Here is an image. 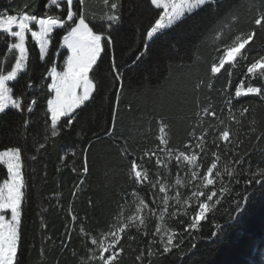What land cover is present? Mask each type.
Here are the masks:
<instances>
[{
	"label": "snow or ice",
	"instance_id": "snow-or-ice-1",
	"mask_svg": "<svg viewBox=\"0 0 264 264\" xmlns=\"http://www.w3.org/2000/svg\"><path fill=\"white\" fill-rule=\"evenodd\" d=\"M102 2L100 15L94 12L90 15L88 0H45L41 15H37L30 4H25L21 14L8 15L6 21L0 20V29L6 34L3 36L4 47L0 49V55L11 53L14 57L10 67L0 65V115H6L9 106L16 110L20 116L19 127L26 133L33 128L32 114L36 107H41L44 113L43 127L37 128L32 148L25 141L23 147L17 143L0 150V166L6 169V178L0 183V264H20L18 255L23 236L26 198L24 168L27 160L37 161L42 154L55 147L59 140L64 139L65 135H69L88 105L96 99V94L101 89L108 88L110 83L115 85L112 89L114 99L110 107V121L103 129V135H116L124 88L122 64L116 53H130L129 59L135 57L133 63L139 62L143 53L139 47L133 51L134 41L121 34L122 0L119 3L116 0ZM216 2L217 0H143L145 14L150 17L140 31V43L144 51H147L150 42L159 38L160 33L180 29L188 19ZM254 11L246 28L233 34L228 41L217 34L223 46L216 48V55L205 74L195 77L192 84L196 109L192 118L196 123L187 131V139L181 146H171V122L160 114H154L152 125L148 133H145L146 137L151 135L154 140L151 141V146L141 148L140 156L137 157L134 151L130 152L132 145L127 139L123 140L119 155L128 161L124 167L126 180L134 186L131 192L134 198L132 205L125 208L127 199L123 204H118L112 220L98 235L84 226L79 214L69 205L67 216L71 218L72 229L65 226L64 236L67 240H61L60 247L67 250L72 241V232L76 224L80 223V234L88 249L80 264H122L124 255L139 238H143L146 247L135 249L136 264H156L159 258L177 253L182 261L185 256L184 237L192 236L195 239L194 233L200 230L201 222L207 219V214L217 209L225 199L231 198L233 183L239 185L244 182L246 186L264 184V167L258 166L253 170L247 161L250 151L245 148L246 142L251 144L253 138L255 147L264 142V131L257 134L256 121L251 118L254 107H236L241 98L248 96L255 97L264 104V50L255 48L257 38L264 34V0L254 6ZM233 19L239 24V17L233 16ZM29 33L30 40L26 38ZM57 38L60 40L59 47L52 53L49 61V53L52 52L50 43L56 44ZM33 44L38 47V61L45 65L46 70L39 80L29 76L22 83L23 74L29 70ZM61 49H66L67 52L62 65L59 63ZM105 65L107 75L103 74ZM237 67L240 68L239 82L233 85L232 77L236 75L233 69ZM225 74L227 83L217 89L216 84ZM9 82H12V86ZM17 85L18 91H14ZM205 88L215 92L220 98L219 105L222 106L219 114L218 105L210 103L207 97L201 99L198 95ZM131 110L129 104V111ZM206 120L208 123L204 126ZM241 129H246V132L239 134ZM92 135L97 140L100 138L95 132ZM86 143V147L80 146L81 160L73 161L71 165V172L79 177V183L74 185L71 192L74 198L83 188L85 178L91 170L88 154L93 141L86 139ZM77 145L76 141L64 144L63 154L59 159L66 167L67 150H71L75 156ZM246 163L248 167H245ZM173 167L177 173L174 183L169 176ZM181 171L184 173L182 177ZM146 188L151 190L150 201L139 195ZM180 188H190V194L182 196ZM172 191H175V196H170ZM226 193L229 195L226 196ZM128 195L125 193V197ZM248 199L247 194H236L234 208L229 213L230 220L237 218L232 213H241ZM175 205L180 207L170 212L171 217H189L188 220L178 221L182 226L179 230L163 224ZM88 206L95 207L91 200L88 201ZM153 217L160 221L156 223L154 231L150 228ZM215 227L219 231L212 232L213 237L219 236L223 231L219 223ZM133 230L137 235L132 234ZM126 241L129 242L127 247ZM196 246L192 244L191 248Z\"/></svg>",
	"mask_w": 264,
	"mask_h": 264
},
{
	"label": "trees",
	"instance_id": "trees-1",
	"mask_svg": "<svg viewBox=\"0 0 264 264\" xmlns=\"http://www.w3.org/2000/svg\"><path fill=\"white\" fill-rule=\"evenodd\" d=\"M116 2L119 3L120 0ZM44 3L45 0H0V18L21 14L25 4H30L36 14L41 15L44 12ZM122 3L121 34L134 41L133 51L139 47L143 55L139 62L133 63L135 57L129 59L130 53L124 55L119 51L116 53L122 64L121 74L124 85L116 135L113 137L103 135V129L110 121V107L114 99L112 89L115 85L110 83L108 88L101 89L96 94V99L88 105L69 135H65L64 139L59 140L55 147L42 154L37 161L27 160L24 168L26 198L23 236L18 255L20 264H80L88 251L80 234V223L76 224L72 232V241L67 250L60 247L61 240H67L64 236L65 226L72 229L71 218L67 216L69 205L71 204L73 210L79 214L84 226L95 235L103 231L107 223L112 220L118 204H123L127 199L128 204H125V208L128 209L129 205H132L134 198L131 192L134 186L126 180L124 167L128 161L119 155L123 140L127 139L132 145L130 152L134 151L137 157L140 156L141 148L151 146V141L154 140L153 136L146 137L145 133H148L152 125L154 114H160L171 122V146L182 145L187 139V131L196 123L192 118L196 111L192 84L195 77L205 74L212 58L216 55V48L223 46L217 34L228 41L233 34H238L240 29L246 28L249 17L255 14L254 6L259 5L260 0H217L205 11L188 19L180 29L165 30L160 33L158 39L148 44L147 51H144L140 43L141 27L147 24L150 18L145 14L143 0H122ZM88 4L90 15L93 12L96 15L101 14L102 0H88ZM233 16L239 17V24ZM4 35L6 34L0 31V49L4 47ZM26 38L30 40V33L26 34ZM59 43V38L56 39V44L50 43L52 52L49 53V61L52 59V53L59 47ZM33 48L29 70L23 74L22 83L29 76L39 80L46 70L45 65L38 61V47L33 44ZM255 48L264 50V34L257 38ZM61 53L59 63L62 65L63 58L67 54L66 49H61ZM10 55L11 53L0 55V65L10 67ZM124 61L127 63L125 64ZM104 67L103 74L107 75V66ZM233 72L236 73L232 77L235 85L239 82L240 68L233 69ZM226 76L227 74L216 84L217 89L227 83ZM9 84L12 86V82ZM18 88L17 85L14 91H18ZM198 95L201 99L207 97L210 103L218 105L219 114L222 105H219L220 98L215 92L205 88L204 92ZM41 104L43 105V101ZM241 105L255 108L251 118L256 121L257 134L264 131V104L257 98L248 96L241 98L240 104L236 107L239 108ZM6 113L0 115V150L17 143L23 147L25 141L29 148H32L37 128L43 127L42 108L36 107L32 114L33 128L26 133L19 127L18 112L9 106ZM226 115L225 108V118ZM207 123L206 120L204 126H207ZM93 132L99 135L98 140L92 135ZM244 132L246 129H241L239 134ZM86 139L93 141L88 154L91 170L85 178L83 188L74 198L71 192L74 190V185L79 183V177L71 172V165L73 161L81 160L80 146H87ZM71 141L78 142L75 148L77 154L73 156L71 150H67L68 166L66 167L59 157L63 154L64 144ZM255 144L253 138L251 144L246 142L245 145L250 151L247 161L253 170L258 166L264 167V142L258 147H255ZM248 163L245 167H248ZM77 168L79 169V164ZM176 175V169L173 167L169 174L173 183ZM183 175L181 171L180 176ZM4 178H6V169L0 166V183ZM231 188L234 189L231 198L225 199L217 209L207 214V219L201 222L200 230L194 233L195 239L192 236L184 237L186 243L183 260L181 261L177 253L174 256L159 258L156 264H264V184L246 186L241 182L239 185L233 183ZM179 191L182 196H186L190 194L191 189L180 188ZM125 193L129 195L125 197ZM237 193L241 196L247 194L249 199L241 213H232L237 218L230 220L229 213L234 208V198ZM169 194L175 196L176 193L172 191ZM139 195L150 201V188L140 191ZM228 195L226 193V196ZM89 200L95 205L94 208L88 206ZM179 207L175 205L170 209L169 215L163 221L165 227L179 230L182 226L178 221L189 219L183 215L171 217L170 212ZM156 223L160 221L153 217L151 230H155ZM217 223L221 225L223 231L219 236L213 237L212 232L219 231L215 227ZM132 234L137 235L134 230ZM128 243L125 242L126 247ZM192 244L197 246L191 248ZM143 247H146V244L143 238H139L124 255L122 264H136L135 249Z\"/></svg>",
	"mask_w": 264,
	"mask_h": 264
},
{
	"label": "rangeland",
	"instance_id": "rangeland-1",
	"mask_svg": "<svg viewBox=\"0 0 264 264\" xmlns=\"http://www.w3.org/2000/svg\"><path fill=\"white\" fill-rule=\"evenodd\" d=\"M0 20H4L6 21L7 20V17L5 18H0ZM7 26V25H5ZM13 27V30H15V25L12 26ZM34 30H38V28H34ZM0 31H3L2 29H0ZM67 55V54H66ZM9 59L11 60V63L14 62V57L12 56V54L9 56ZM8 218H10V213L8 214Z\"/></svg>",
	"mask_w": 264,
	"mask_h": 264
}]
</instances>
